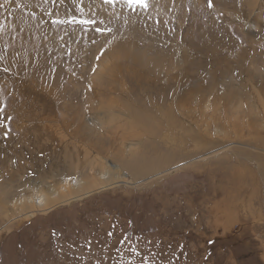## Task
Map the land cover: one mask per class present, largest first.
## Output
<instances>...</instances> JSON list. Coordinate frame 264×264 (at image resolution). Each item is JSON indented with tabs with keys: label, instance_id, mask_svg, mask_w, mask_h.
<instances>
[{
	"label": "rangeland",
	"instance_id": "1",
	"mask_svg": "<svg viewBox=\"0 0 264 264\" xmlns=\"http://www.w3.org/2000/svg\"><path fill=\"white\" fill-rule=\"evenodd\" d=\"M147 3L0 0L6 198L66 178L80 146L122 163L125 136L94 128L107 109L211 127L201 158L172 175L30 220L0 212V264H264V0ZM183 133L175 163L193 156Z\"/></svg>",
	"mask_w": 264,
	"mask_h": 264
},
{
	"label": "bare ground",
	"instance_id": "2",
	"mask_svg": "<svg viewBox=\"0 0 264 264\" xmlns=\"http://www.w3.org/2000/svg\"><path fill=\"white\" fill-rule=\"evenodd\" d=\"M126 107L117 114L110 112L109 109L104 115L94 114L93 122L94 128L102 127V131L120 134V137L125 136V140L120 141L124 147V152L120 156L122 163L116 164L102 158L88 145L80 146L78 151H66L68 154L64 159L72 169L70 174H65L66 178L62 176L61 179H57L55 175L51 177V181L34 178V181L38 180L34 185H29L20 195L11 199L0 193V212L11 215V212L16 210V213L21 212V219L30 220L60 206L70 205L119 186L137 187L144 182L172 175L189 163L198 161L201 157H197L198 154L194 155V152L198 153L200 148L201 152H205L210 144L205 143V136L208 130H211L210 119L200 124H192L184 118H163L162 116L167 115L155 109L146 112ZM214 112L211 111L210 116H213ZM229 129V127L222 129L226 137H239L234 130ZM183 132L193 137L191 139L194 140L193 156L187 155L184 160L175 163V158L179 152L181 153L182 147L179 145L182 139L178 137V133L184 136ZM158 143L165 144L164 152L156 154L150 160L140 158L142 146L150 150Z\"/></svg>",
	"mask_w": 264,
	"mask_h": 264
},
{
	"label": "snow or ice",
	"instance_id": "3",
	"mask_svg": "<svg viewBox=\"0 0 264 264\" xmlns=\"http://www.w3.org/2000/svg\"><path fill=\"white\" fill-rule=\"evenodd\" d=\"M105 3H113V0H105ZM127 3L130 6L135 5L141 8H145V9L148 7L147 0H127ZM209 6H211V0H209ZM85 23H88V22H85Z\"/></svg>",
	"mask_w": 264,
	"mask_h": 264
}]
</instances>
